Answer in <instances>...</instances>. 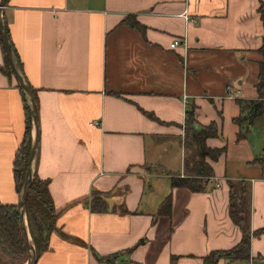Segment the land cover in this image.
<instances>
[{"label": "crops", "instance_id": "crops-1", "mask_svg": "<svg viewBox=\"0 0 264 264\" xmlns=\"http://www.w3.org/2000/svg\"><path fill=\"white\" fill-rule=\"evenodd\" d=\"M260 6L264 0L5 1L8 41L36 97L32 170L49 183L57 214L35 264H202L242 238L229 217L227 181L249 185L250 231L264 227V117L240 141L247 126L234 122L238 101L257 99ZM126 16L142 29L122 25ZM6 60L0 38V203L16 205L12 161L25 116L16 80L1 71ZM212 123L216 137L206 146L225 147L211 163L214 176L200 193L172 188L196 152L186 127ZM94 192L104 212L91 211ZM168 195L167 216L160 207ZM248 264H264V234L251 239Z\"/></svg>", "mask_w": 264, "mask_h": 264}, {"label": "trees", "instance_id": "trees-1", "mask_svg": "<svg viewBox=\"0 0 264 264\" xmlns=\"http://www.w3.org/2000/svg\"><path fill=\"white\" fill-rule=\"evenodd\" d=\"M259 15L264 28V9L259 8ZM122 25L141 30L133 16H126L121 21ZM6 28V27H5ZM4 28V29H5ZM7 35V29H5ZM16 65L21 72V65L11 47ZM260 60L258 66V82L256 84L257 99L252 101H238L240 105V116L234 120L238 125L245 123L244 131L237 134V141L244 139L248 133V127L259 117H264V35L261 46L256 51ZM7 61V60H6ZM1 71L8 77L12 74L8 62ZM29 87V86H28ZM20 96L24 107L25 126L21 143L15 152L12 161V177L14 190L20 196L28 165V159L32 147L31 137V111L25 94L19 88ZM34 101L36 97L29 87ZM193 121H187L189 126ZM186 125V126H187ZM186 133L190 135L191 142L196 148V152L185 163L184 177L175 175L171 177L172 188H186L193 193H200L205 190L206 181L214 176L211 163H214L224 153L225 147L221 149H210L206 146V141L216 137L215 124H210L199 131H193L186 127ZM229 188V217L232 223L238 227L242 234L240 243L228 251H215L203 258L202 264H217L220 260L226 262L250 261V241L253 237L264 234V227L251 232L250 220V187L245 181H227ZM49 183L42 181L33 174L28 190L25 204V217L28 233L35 250L36 258L48 249L49 235L56 231V217L53 202L49 193ZM171 206V196L168 195L160 207V214L169 215ZM90 209L93 212H104L106 206L99 193L92 195ZM27 261V251L21 235L19 225V215L17 206L14 204L0 203V264H25Z\"/></svg>", "mask_w": 264, "mask_h": 264}, {"label": "water", "instance_id": "water-1", "mask_svg": "<svg viewBox=\"0 0 264 264\" xmlns=\"http://www.w3.org/2000/svg\"><path fill=\"white\" fill-rule=\"evenodd\" d=\"M6 0H0V7H4ZM1 11H0V38L2 41L4 53L8 62V65L10 67V70L12 72V75L14 79L16 80L19 88L22 90V92L25 94L28 105L30 107L31 111V119H32V124L34 127V138L32 141V147L28 159V165H27V170H26V175H25V181L18 199V202L16 204L17 206V211L19 215V225H20V230H21V235L24 241V245L27 251V261L25 264H35L36 262V256H35V250L32 245L27 225L25 223V204H26V197L28 194V190L32 181L33 177V170L32 166L36 158V152H37V147H38V140H39V120H38V112H37V107L36 103L34 101V98L32 96V93L28 87V85L25 83L23 80L20 71L16 65V61L14 59L11 46L8 41V37L6 35L5 29H4V24L1 16Z\"/></svg>", "mask_w": 264, "mask_h": 264}, {"label": "built area", "instance_id": "built-area-1", "mask_svg": "<svg viewBox=\"0 0 264 264\" xmlns=\"http://www.w3.org/2000/svg\"><path fill=\"white\" fill-rule=\"evenodd\" d=\"M3 8H4V7H0V11H1V12H2ZM183 17L186 18V15H183ZM176 46H177V42H174V43H172V44L170 45V48L173 49V48H175Z\"/></svg>", "mask_w": 264, "mask_h": 264}]
</instances>
